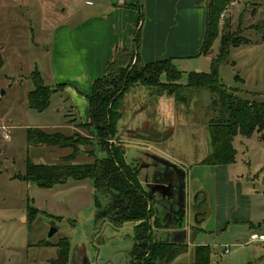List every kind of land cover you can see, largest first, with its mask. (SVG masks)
Masks as SVG:
<instances>
[{
	"label": "rangeland",
	"instance_id": "1",
	"mask_svg": "<svg viewBox=\"0 0 264 264\" xmlns=\"http://www.w3.org/2000/svg\"><path fill=\"white\" fill-rule=\"evenodd\" d=\"M79 1L0 0V264H53L59 256L58 244L65 246L60 242L64 238L70 245L65 264L130 261L137 222L116 226L97 218L91 179L70 178L73 181L52 188L23 179L27 157L39 163L72 152L57 145L30 144L26 138L29 128L79 132L89 142L78 146L80 153L74 162L96 160L93 128L77 122V129L70 131V106L61 90L52 93L49 106L42 111L28 102L37 72L44 84L55 87L54 29L74 17L72 5ZM223 12L220 28L227 25L226 32H236L250 42L231 48L228 61L220 67V79L247 100H264V0H234ZM218 49L219 40L206 56L175 58L180 78L170 84L165 75L157 85L133 81L115 107L120 115L115 133L104 139L121 148L135 168L139 161L152 163L147 154H158L185 171L188 247L172 264H194L188 250L195 252L198 244L210 246L208 264H264V242L250 239L253 232L264 233V132L234 138V163H202L211 152L208 129L219 109L211 90L188 86V75L210 71ZM143 63L141 59L139 65ZM139 132L150 137L145 140ZM96 153L108 156L106 150ZM141 170L140 178L147 169ZM143 187L147 188L145 183ZM113 197L112 193L100 199L109 204ZM52 228L57 231L49 236ZM165 232L161 228L153 231L157 239L172 240ZM226 245L230 253L224 252Z\"/></svg>",
	"mask_w": 264,
	"mask_h": 264
},
{
	"label": "trees",
	"instance_id": "2",
	"mask_svg": "<svg viewBox=\"0 0 264 264\" xmlns=\"http://www.w3.org/2000/svg\"><path fill=\"white\" fill-rule=\"evenodd\" d=\"M233 1L208 0L206 31L200 55H208L217 40L218 53L211 59L210 71H191L188 75V86L206 88L216 95L218 115L211 118L208 129L211 152L202 160V163L214 166L230 165L236 161L237 151L233 142L238 134L252 136L255 132H264V100H247L220 79V67L228 61L231 48L250 42L236 32H226L227 25L223 29L220 28L222 10ZM139 41L138 31L134 40L136 47L132 50L118 49L114 58L106 63L104 75L92 84L88 96L90 121L79 126L93 128L91 132L96 137L93 143L97 149L93 150L95 162H74L80 153L78 146L89 142L86 136L79 132L66 134L60 131L47 132L40 128H29L26 138L30 144L57 145L60 148H71L72 152L60 163L55 164L36 163L27 157L23 179L33 181L42 188L65 184L70 178L91 179L96 193L97 218L107 219L116 226L128 221L137 222L134 227L135 243L130 251L129 264H172L178 256L187 252V241L155 237L154 228H162L163 225L160 218L153 214L151 201L142 187L137 168L126 161L121 148L105 141V138L112 137L115 133L120 118L115 107L133 81L141 80L157 85L162 75L166 76L167 84L180 78V70L173 64L175 60L173 57L139 65L141 60L138 53ZM37 75L38 80L35 77L37 84L28 93V102L30 107L42 111L49 106L52 93L64 90L66 83L51 87L43 83L38 72ZM99 149L106 150L108 156L100 157V154L96 153ZM112 193L114 200L109 204H103L100 196ZM65 239L60 240L65 242V246L58 244L59 256L53 264H65L69 260L70 245ZM210 260V246L205 244L196 246L194 264H208Z\"/></svg>",
	"mask_w": 264,
	"mask_h": 264
},
{
	"label": "crops",
	"instance_id": "3",
	"mask_svg": "<svg viewBox=\"0 0 264 264\" xmlns=\"http://www.w3.org/2000/svg\"><path fill=\"white\" fill-rule=\"evenodd\" d=\"M207 2L208 0H80L74 3V17L54 29L56 41L52 63L54 86L66 83L61 92L70 106L67 125L70 131L77 129V122H89L88 96L93 82L103 76L106 63L114 58L118 49L132 50L136 47L134 40L138 31V53L145 63L167 57L175 59L206 56L200 55V51L206 31ZM46 149L43 148L42 151L46 152ZM68 152L55 154V158H43V162L39 163H60ZM49 153L47 151V155ZM155 155L153 158L158 162L160 171L172 167L170 160ZM148 167L144 165L143 169L151 174L156 171L153 170V165ZM85 180L87 179L76 181ZM70 181L73 180L68 182ZM28 182L37 185L33 181ZM150 183L159 182L153 178ZM172 229L165 232L172 237V241L185 237L182 234L176 235L177 231ZM188 253L193 261L195 252L189 248Z\"/></svg>",
	"mask_w": 264,
	"mask_h": 264
},
{
	"label": "flooded vegetation",
	"instance_id": "4",
	"mask_svg": "<svg viewBox=\"0 0 264 264\" xmlns=\"http://www.w3.org/2000/svg\"><path fill=\"white\" fill-rule=\"evenodd\" d=\"M147 155H148L149 159H151L152 163L150 164V162L144 163V162L139 161V164H140L139 167L140 168L137 166V170H138V177L141 181V184L142 183L146 184L147 188H144L143 184H142V187H143L144 191L146 192L147 197L151 196V198H149V197L148 198L151 201L153 214L160 218L161 223L163 225V227L161 229L171 230L173 228L172 231L173 230L177 231L176 235H179V234L184 235L185 233L183 230H186L185 225H184L183 229L177 228L182 222V211H177L176 206H174L173 203L166 201V199H164L162 196L163 192L164 193L168 192L170 195L171 194L173 195V192L168 188L162 190V192L158 191L157 190L158 184L150 183V180L154 178L155 181L157 180L158 182L167 180L169 183H172V182L174 183L177 179L180 180L182 178V176L185 175V172H183V170H181L177 167L175 169H172V167L171 168L167 167V169L164 168V170L160 171L159 167L157 166L158 162L156 161L155 158H153L154 156L153 155L151 156L150 154H147ZM149 164L153 165V167H154L153 170L161 172L160 175L157 177L156 175L154 176L153 173L151 174L150 172H146V174L142 175L140 178V172H141L140 169L143 168L144 165H147V167H148ZM164 167H166V166H164ZM144 176H146V179H144ZM151 177H153V178H151ZM154 190H155V192H153ZM160 195H161V197H159ZM174 196L176 197V194ZM187 202H188V198H187ZM170 204L172 206L171 208H169ZM186 216H187V213H186ZM198 216L196 217V220H197ZM154 229H160V228H154Z\"/></svg>",
	"mask_w": 264,
	"mask_h": 264
},
{
	"label": "water",
	"instance_id": "5",
	"mask_svg": "<svg viewBox=\"0 0 264 264\" xmlns=\"http://www.w3.org/2000/svg\"><path fill=\"white\" fill-rule=\"evenodd\" d=\"M3 62V55H2V51H1V47H0V65ZM138 135L142 136L143 138H147L150 136L145 137V133H137ZM264 137V136H263ZM166 162V161H165ZM167 163V162H166ZM172 168H178L177 165L170 163ZM180 169V168H179ZM182 170V169H181ZM184 172V171H183ZM161 172L158 171H154L153 175L155 176H159ZM158 191L164 190V189H170L173 192V195L167 193H162V196L164 199H166V201L173 203L174 206H176V210L177 211H182V222L181 224L177 227L178 229H183L184 228V224H185V218H186V213H187V190H186V174L182 176V178L179 180L177 179L174 183H169L167 180L161 181V183H158ZM155 192V190L153 191ZM176 194V197L174 196ZM149 198H151V196H148ZM171 204L169 205V208H171ZM197 217V216H196ZM57 231V228H52L49 236H52L55 232ZM184 231V238L181 239L180 241H184L186 239L187 236V231Z\"/></svg>",
	"mask_w": 264,
	"mask_h": 264
},
{
	"label": "built area",
	"instance_id": "6",
	"mask_svg": "<svg viewBox=\"0 0 264 264\" xmlns=\"http://www.w3.org/2000/svg\"><path fill=\"white\" fill-rule=\"evenodd\" d=\"M222 17L225 16V12L222 13L221 15ZM4 129H7L8 127L7 126H3ZM250 239L252 241H261V242H264V233H257V232H253L251 235H250ZM225 253H229L230 252V248L228 245L225 246Z\"/></svg>",
	"mask_w": 264,
	"mask_h": 264
}]
</instances>
